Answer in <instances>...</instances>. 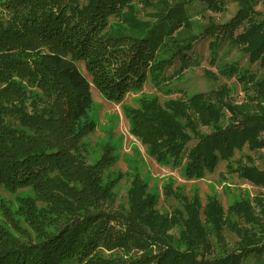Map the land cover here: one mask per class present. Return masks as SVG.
<instances>
[{"label":"trees","instance_id":"1","mask_svg":"<svg viewBox=\"0 0 264 264\" xmlns=\"http://www.w3.org/2000/svg\"><path fill=\"white\" fill-rule=\"evenodd\" d=\"M228 2L236 4L230 21L207 17L203 24L193 17L222 13ZM203 37L217 75L207 74L235 78L241 104L234 106L225 86L163 103L142 98L125 110L130 133L156 164L182 167L186 180L226 162L264 188V169L238 161L230 166L235 151L264 149V77L226 59L234 47L264 67V0L0 2V189L14 196L0 197V264H239L255 253L264 238L259 200L256 206L235 201L224 213L211 198L205 206L212 216H204L209 227L202 228L197 196L164 191L181 203L168 218L136 175L125 204H116V180L102 177L112 150L103 146L92 163L84 158L95 125L88 116L90 85L76 63L112 102L140 91L147 79L170 94L182 74L174 62H188ZM222 224L240 247L212 256L207 235L224 245Z\"/></svg>","mask_w":264,"mask_h":264},{"label":"rangeland","instance_id":"2","mask_svg":"<svg viewBox=\"0 0 264 264\" xmlns=\"http://www.w3.org/2000/svg\"><path fill=\"white\" fill-rule=\"evenodd\" d=\"M2 0H0L1 2ZM195 13L198 9H190ZM255 10H263L261 5L255 7ZM236 4L228 2L225 11L222 13L206 12L204 17L196 14L194 18L202 20L203 24L207 22V17H212L218 23L230 21L235 15ZM240 31L236 30L238 34ZM210 40L203 37L198 39L189 51L188 62L176 60L174 69H181L182 74L177 80L170 83L172 93L166 94L159 92L152 83L147 79L140 91L129 92L119 102L107 100L92 84L91 76L88 74L82 62L76 63L78 69L87 79L90 85V93L92 98V107L88 112L89 119L94 123V131L89 134L85 151V162L92 163L101 155V148L107 146L111 149L114 156L110 167L106 168L102 177L106 180H116L114 192L116 195V204H125L126 192L129 188L130 181L133 176H139L145 183L148 194H154L157 198L156 210L163 216L175 217L173 212L181 207L179 200L174 197H165L163 192L172 190L183 194L190 198L197 196L201 206L199 207V222L202 228H208L210 220L206 217L209 213L212 216L213 211H209V206H205L207 200L214 198L220 204V209L226 213L228 205L238 201L247 200L251 206H256L255 200L264 206V188L253 185L247 180L239 177L235 172H232L227 167L226 162H219L216 168L209 174H206L197 180H186L183 177L182 167L162 166L147 154L146 148L139 143L130 133L128 120L125 116L127 107L135 108L138 106V101L142 98H156L160 103L167 100L186 98L194 92L210 93L211 90L217 89L220 86H225L228 89V95L233 99L234 106L238 107L243 98V93L240 84L235 78H226L216 76L212 79L210 74L215 75L216 70L210 64L208 45ZM237 59L243 65H250L252 70L257 72V75L264 77V67H260L258 62H250L246 57H241L236 48L229 49L226 59ZM193 62H196L193 64ZM172 72V69H169ZM210 74H207V73ZM217 75V74H216ZM180 90V92H176ZM220 97H215V101H219ZM225 100V99H223ZM222 101L220 100L219 103ZM206 131L205 128L201 129ZM241 162L246 165H254L259 169H264V149L250 151L245 146L239 151H235L231 164L237 165L236 162ZM172 189H171V188ZM0 197L13 199L14 196L5 193L0 189ZM253 213H256V211ZM207 220H205V218ZM225 216V215H224ZM239 227L240 224H237ZM171 233L176 235V230L172 229ZM219 234L224 238V245L217 244L212 239L211 235H207V242L212 246V256L219 255L223 251H232L234 248L240 247L238 244L239 238L236 233L229 230L225 224H222L219 229ZM264 240V238H263ZM259 241L258 249L254 254L241 258L239 264H264V241ZM210 241L213 245L210 244ZM260 250V251H259ZM258 252H261L260 255Z\"/></svg>","mask_w":264,"mask_h":264}]
</instances>
